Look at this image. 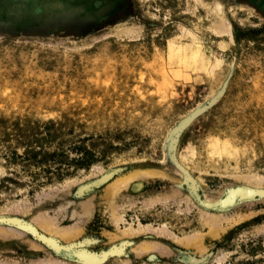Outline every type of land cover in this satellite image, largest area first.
Returning <instances> with one entry per match:
<instances>
[{
    "label": "rangeland",
    "instance_id": "rangeland-1",
    "mask_svg": "<svg viewBox=\"0 0 264 264\" xmlns=\"http://www.w3.org/2000/svg\"><path fill=\"white\" fill-rule=\"evenodd\" d=\"M93 1L0 0V264H264V199L201 209L165 149L222 92L180 138L185 186L264 195V0Z\"/></svg>",
    "mask_w": 264,
    "mask_h": 264
},
{
    "label": "bare ground",
    "instance_id": "bare-ground-1",
    "mask_svg": "<svg viewBox=\"0 0 264 264\" xmlns=\"http://www.w3.org/2000/svg\"><path fill=\"white\" fill-rule=\"evenodd\" d=\"M216 9V8H215ZM213 11V10H212ZM217 12V11H216ZM219 14V13H218ZM217 15V14H216ZM216 21V20H215ZM221 24V23H220ZM210 26V25H209ZM211 27L213 28H210V29H212V30H215L216 31V34H229L230 33V29L229 28H227V27H224V26H219V25H216V23L213 25H211ZM212 101V100H211ZM207 104V103H206ZM205 106V105H204ZM207 106V105H206ZM203 107V106H202ZM202 107H200L199 109H201ZM199 109H197V110H199ZM207 109L208 108H203V110L201 109V110H199L198 112H196V111H194V112H196V114H194V112L192 113V114H194V115H198V114H201V112L204 114L206 111H207ZM191 114V115H192ZM191 115L188 117V119L186 118V121L183 123V126L184 127H186L189 123H190V121H192L194 118H193V116L191 117ZM178 127V126H177ZM181 129H178V130H176L175 132L174 131H171L170 132V134H169V136H168V138H167V142H166V152H167V154H170V156H171V158H175V160H176V151H177V147H178V145H179V143H178V140H179V136H180V134H182L181 133ZM173 134V135H172ZM178 144V145H177ZM175 152V153H174ZM177 162V161H176ZM172 163H173V161H172ZM175 163V162H174ZM182 169H183V171L184 172H181V170H179L178 169V171L179 172H181V174H182V176H183V179H182V181H181V183L180 184H178V185H176V188H177V190H179V191H185L186 193H187V195L189 196V198H191L195 203L196 202H200V201H203L202 199H200V197H197V196H194L192 193H190L189 192V190H188V188L185 186V183H184V181L186 180V179H188L189 178V174H188V172L183 168V167H181ZM144 173V172H143ZM135 175V174H134ZM141 175V174H140ZM145 175V174H144ZM110 176V175H109ZM137 176V175H136ZM143 176V175H142ZM135 177V176H134ZM109 178V177H108ZM104 181H106V180H104ZM253 181V180H252ZM247 183V182H246ZM248 185H254V186H261V184H259V183H247ZM231 189L233 188V187H230ZM230 188H228V189H226V190H224L223 192H222V194H221V196H219V197H222L223 195H225V193L226 192H228L229 191V189ZM227 198H228V196H227ZM262 200V199H264V195H261V196H259V195H255V196H252L250 199L249 198H246V199H244L242 202H240L239 204H241V203H244V204H246V203H251V202H254V200H256V201H258V200ZM231 200H233L232 198H230V200H228L227 201V203L226 204H228L226 207H229V208H225L221 203H219V201H215V202H213V203H210V205H208V204H206V203H204V201L201 203L202 204V206H204L205 208H210V209H223V210H220V212L219 213H226L229 209H231V208H234V207H236L237 205H239V204H237V203H231L232 201ZM197 204V203H196ZM232 204V205H231ZM205 211H207V212H209L208 210H206V209H204ZM116 216V215H115ZM116 220V225H118L119 226V224L121 223V222H123V220H122V218L121 217H118L117 219H115ZM40 223H42V222H40ZM42 226H43V229L49 234L50 232H49V225L44 221L43 223H42ZM127 229V228H126ZM137 230V229H136ZM140 231V226L138 227V230L137 231H135V230H133V228L131 227V226H129V229H127L126 231H123L122 233V235H125V237L126 238H129V237H131V236H133V235H135V234H137V233H140L139 232ZM50 234H52L53 235V233H50ZM64 235L65 234H63V237H64ZM55 238H56V236H57V234H56V236L55 235H53ZM57 237H60L59 235L57 236ZM63 237H61V239H64ZM57 239V238H56ZM58 240H60V239H58ZM67 240V239H66ZM64 241V240H63ZM186 242V241H185ZM150 249L151 250H154V249H152V248H150V247H147L145 250H144V252H149L150 251ZM149 250V251H148ZM201 250V249H200ZM143 252V251H142ZM72 253H74V255H76L78 258H79V260H81V261H84V262H90V259H91V257H90V255L87 253V252H85V251H83V250H76V251H73ZM83 263V262H82Z\"/></svg>",
    "mask_w": 264,
    "mask_h": 264
},
{
    "label": "water",
    "instance_id": "water-1",
    "mask_svg": "<svg viewBox=\"0 0 264 264\" xmlns=\"http://www.w3.org/2000/svg\"><path fill=\"white\" fill-rule=\"evenodd\" d=\"M221 94H222V92L217 96V97H215L212 101H210V102H208L205 106H203L201 109L203 110V108H211L217 101H218V99L220 98V96H221ZM201 109H199V110H201ZM207 109V110H208ZM199 110H197L196 112H198ZM196 112H194V114H196ZM194 114H192L191 115V117L193 116V120L192 121H190V123L186 126V127H184L183 126V123L186 121V119L185 120H183L179 125H178V127H176L175 129H173L172 131H176V130H178V129H181L182 131H181V133L182 134H180V136H179V140H178V143H179V141H180V138H181V136L183 135V133L185 132V130L197 119V118H199L200 116H202L203 115V113L201 112V114H198V115H194ZM188 119V118H187ZM173 135V134H172ZM178 145V144H177ZM175 153V152H174ZM167 157H168V160L171 162V164H173V166H175V168L178 170H181V172H184L183 171V169L181 168V166L176 162V160H175V158H171V156H170V154H167ZM172 161H173V163H172ZM175 162V163H174ZM200 197V196H199ZM258 200V199H257ZM254 201H256V200H254ZM203 201H200V202H196L197 203V205L201 208V209H206V210H208L209 212H217V213H219L220 212V210H223V209H210V208H205L204 206H202V203ZM242 204V203H241ZM240 205V204H239ZM238 206V205H237ZM235 208V207H234ZM231 209H233V208H231ZM230 210V209H229ZM228 210V211H229ZM219 211V212H218Z\"/></svg>",
    "mask_w": 264,
    "mask_h": 264
},
{
    "label": "flooded vegetation",
    "instance_id": "flooded-vegetation-1",
    "mask_svg": "<svg viewBox=\"0 0 264 264\" xmlns=\"http://www.w3.org/2000/svg\"><path fill=\"white\" fill-rule=\"evenodd\" d=\"M67 1H71L70 3H73V4H76L78 6L74 7V8H77V9H80V8H83V9H87L88 8V5L91 3L92 5L93 4H99L100 2H96V1H93V0H77L75 2H73L74 0H67ZM82 1V3H81ZM101 1V0H100ZM102 3L105 4L107 7H109L111 10L112 9H116L118 3H119V0H102ZM69 8V7H68ZM67 8V9H68ZM103 9V8H102ZM101 9V10H102ZM100 10V11H101Z\"/></svg>",
    "mask_w": 264,
    "mask_h": 264
}]
</instances>
